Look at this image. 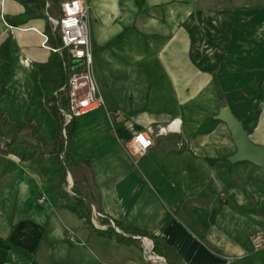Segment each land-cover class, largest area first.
Returning <instances> with one entry per match:
<instances>
[{
  "label": "crops",
  "instance_id": "0c3cea01",
  "mask_svg": "<svg viewBox=\"0 0 264 264\" xmlns=\"http://www.w3.org/2000/svg\"><path fill=\"white\" fill-rule=\"evenodd\" d=\"M85 1L104 105L73 120L68 152L79 167L69 175L84 197L98 194L99 212H92L103 217L92 216L94 229L88 226L35 165L2 145L0 264H152L142 246L152 238L167 264H264V250L250 244L251 234L264 231V166L228 162L235 147L222 122L198 132L223 105L243 123L257 108L249 139L264 146V7L248 0ZM24 11L19 0L0 7V47L8 43L9 59L0 108L12 123L32 114L53 143L59 122L37 69L53 54L41 47L45 5L43 17L12 24ZM149 127L153 145L131 156L128 142ZM99 219L144 237L115 227L122 240L102 235L96 230L107 225Z\"/></svg>",
  "mask_w": 264,
  "mask_h": 264
},
{
  "label": "trees",
  "instance_id": "16d2710c",
  "mask_svg": "<svg viewBox=\"0 0 264 264\" xmlns=\"http://www.w3.org/2000/svg\"><path fill=\"white\" fill-rule=\"evenodd\" d=\"M19 1L24 6L25 11L21 16L14 21H11L12 24L22 25L28 20L43 17L39 11L43 9L45 5L44 0ZM56 4L57 3H55V6H57ZM44 19L47 22L46 33L51 47H59L61 45L60 37L57 34H51V28L48 26L49 22L47 18L44 17ZM110 45L111 43L107 46ZM8 60V43L5 42L0 47L1 92L4 89L8 76ZM64 63L71 64V60L68 58L65 51L62 52V56L53 53L47 63L37 65V69L41 75V88L45 94L46 102L50 103L51 112L59 122L58 138L53 143L46 142L41 136L39 126L32 114L26 113L21 121L12 123L7 120L4 112L0 108V143L3 144L8 153L19 157L22 161H29L31 164L35 165L41 175L45 178L50 190L55 192L59 198L64 201L63 207L75 213L79 218L83 219L88 226H91L94 229L91 224L92 208L94 206L96 211L99 212L98 194L92 190L89 194V198L84 197L76 182H74L71 187L73 196L69 195L65 189L68 185L67 174L71 172L73 168L79 167V165L72 159L68 152L73 121L65 126L66 140L61 134L63 119L59 114L58 108L66 107L67 105L66 96L64 92L60 91L67 79V74L63 67ZM54 93H56V96ZM225 106L226 105H223V107ZM257 116L258 110L257 108H253L248 118L243 123V126L248 133H250L252 128H249L247 124L254 123L257 120ZM217 122L218 121L213 119L209 120L198 130V132H209ZM24 133L28 135L29 139L26 140L22 138ZM99 221L103 225H107L105 230H96L102 235L114 236L118 240H122V237H118L115 231V229H118L121 235L144 237V235L139 234V232L135 230L122 228L119 224L115 223L114 226H111L106 219H99ZM152 242L154 252L157 255L164 257L165 254L163 253L158 240L152 238Z\"/></svg>",
  "mask_w": 264,
  "mask_h": 264
},
{
  "label": "built area",
  "instance_id": "2783aa9c",
  "mask_svg": "<svg viewBox=\"0 0 264 264\" xmlns=\"http://www.w3.org/2000/svg\"><path fill=\"white\" fill-rule=\"evenodd\" d=\"M3 6V0H0V7ZM58 17L55 18L48 13L50 3H45V17L47 18L51 34L60 37L61 45L53 48L48 45L49 38L47 35H41V47L57 53L62 56L65 51L71 64H63L67 74V79L60 91L64 92L67 100L66 107H59L58 111L63 119V128L61 134L66 140L65 126L71 121L79 118L95 109L104 105L103 97L97 86L94 77L93 51L90 43L89 26H88V6L85 0H58ZM25 66L30 65L28 58L23 59ZM56 96V93H54ZM115 120L121 121L119 114ZM172 121L168 126L172 125ZM164 128H159L157 134H163ZM154 130L149 127L143 132L135 134L127 144V151L133 157L143 156L153 145L152 135ZM3 145V144H1ZM67 193L73 196L70 186ZM94 219L102 218L103 215L97 213L94 209L92 212ZM113 226V223L110 222ZM105 228L104 226H99ZM119 231L118 229H116ZM250 244L253 251L264 250V231L257 230L250 236ZM143 253L152 264H167L161 256L157 255L153 249V243L142 240Z\"/></svg>",
  "mask_w": 264,
  "mask_h": 264
},
{
  "label": "water",
  "instance_id": "95a60500",
  "mask_svg": "<svg viewBox=\"0 0 264 264\" xmlns=\"http://www.w3.org/2000/svg\"><path fill=\"white\" fill-rule=\"evenodd\" d=\"M213 120L225 124L229 131L230 139L235 147L234 154L228 158L230 164L248 162L258 168L264 166V146H257L250 141L249 133L244 128L243 122L235 117L228 106L220 108ZM67 177L71 188L72 181L69 173Z\"/></svg>",
  "mask_w": 264,
  "mask_h": 264
},
{
  "label": "rangeland",
  "instance_id": "374dc122",
  "mask_svg": "<svg viewBox=\"0 0 264 264\" xmlns=\"http://www.w3.org/2000/svg\"><path fill=\"white\" fill-rule=\"evenodd\" d=\"M57 1L58 0H48V2L50 3V9L48 10V13L55 18L58 17V13H59L58 8H57L58 6H55V3H57ZM218 1L220 2V1H225V0H218ZM234 1L242 2L243 0H234ZM248 2L251 3V7H258V6H260L261 8L264 7V0H248ZM248 12H250V11H248ZM48 26H49V24H48ZM49 31H50V28H49ZM1 144L2 143H0V146H2ZM70 177H71V181L74 182V178L71 175H70ZM67 187L68 186H66V188H65L66 190H67Z\"/></svg>",
  "mask_w": 264,
  "mask_h": 264
}]
</instances>
